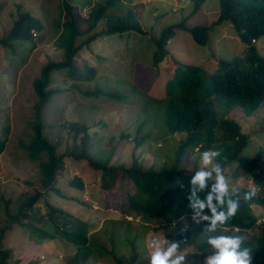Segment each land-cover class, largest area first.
<instances>
[{
  "label": "rangeland",
  "instance_id": "obj_1",
  "mask_svg": "<svg viewBox=\"0 0 264 264\" xmlns=\"http://www.w3.org/2000/svg\"><path fill=\"white\" fill-rule=\"evenodd\" d=\"M61 1L0 0V38L6 37L19 13H28L41 23L40 29L31 32L30 41H16L11 46L12 50L9 48L0 50V129H4L3 135L6 138L5 150L0 154V249L9 252L4 264H68L74 252L72 245L59 238L38 239L27 228L19 226L20 223H32L29 218H17L19 225L11 223L17 212V199L23 194L31 195L34 189L41 193L33 206L40 214L45 212L46 200L52 206L60 207L72 216L86 221L91 227L88 231L90 237L88 246L98 258L96 263L92 264H110L107 255L98 247L100 243L104 244L108 237L107 231L114 225L118 228L116 223L113 224L115 221H129L130 237L136 229L140 232L141 227L137 226L141 221L133 212L130 215L123 213L125 195L132 191L130 180L119 178L112 189L102 191L100 188L102 174L88 167V162L104 161L109 158L107 163L110 166L129 168L132 162L131 155L134 153L139 154L143 170L154 172L173 167L178 145L185 138V134H171L163 127L165 100L162 83L171 77L173 68L180 64L195 65L201 73L208 75L218 68L217 62L220 60L236 59L238 62L247 60L246 46L238 38L233 27L227 22L222 26L217 23L218 0H205L198 13L184 24L187 30L193 27L205 28L207 30L205 42L196 44L186 31L176 30L169 44L167 43L168 47L165 48L167 52L158 63H155L153 55L157 51V46L154 40L162 30L188 16L192 9L190 0H121L114 12L122 15L128 6L136 5V9L133 10L139 15L142 31L148 32L146 38L131 35L128 39L116 37L105 39L99 45L102 47L100 51L93 49L95 53H88L82 50L78 57L72 60V64L77 67H80L84 60L93 65L97 74L92 81L82 85L81 89H100L102 92L100 96L81 99L69 88L73 82L65 75L64 70L52 72L50 76L52 82L49 88L57 89L58 93L42 107L40 115L51 126L45 128L44 132L49 133L53 142L57 143V153L69 151L72 146V136L67 127L70 123L84 116L87 127L99 119L106 123L102 131L97 128L90 130L97 133L99 138H95L97 140L91 143L92 146L86 153L88 156L86 161L75 163L68 157L63 158L64 165L62 171L58 172L55 184L59 193L64 195L59 196L54 190L40 188L37 163L30 161L20 147L21 142L27 143L29 137L34 135L33 130L26 127V121L34 119L32 106L37 101L32 92L31 80L38 76L40 68L46 62L62 60L61 49L54 45V22L58 11L62 10L61 24H66L70 20L73 7L76 9L78 7L80 16L85 18L88 9L103 0H66L69 7L72 6L69 9L67 7L63 9L64 5H58ZM79 29L82 31L84 27L80 26ZM99 30L100 26H97L93 32ZM81 39L82 37L78 38L76 43H81ZM253 47L257 56L264 59L262 37L253 43ZM79 97L95 107L91 112L93 114L86 115L82 112L84 116L81 115V118L75 115L73 109L77 107ZM58 116L61 119L54 120ZM224 118L235 120L241 131L249 135L250 139L244 151L245 157L259 160L264 157V102L260 103L249 116L243 115L239 110L229 109ZM140 122L144 126L139 130V134H147L148 138L147 142L142 143L140 151L137 149L133 152L136 126ZM124 129L127 130L129 138L121 140L118 136ZM77 136L80 137V134ZM200 155L201 153L197 152L187 153L185 156L187 159H183V171L187 172L194 166L196 170L200 169L202 167ZM43 158L44 155H41V159ZM192 162L195 164L192 165ZM230 167L231 170L224 169V174L231 171L234 174L233 180L227 177L231 183V193L236 186L248 189L252 179L246 178L241 168ZM72 176L82 180V191L76 192L75 189L66 186ZM4 205L9 215L5 214ZM251 209L257 219L264 217V210L260 206L252 205ZM256 224H259V221ZM34 225L48 231L45 222ZM124 226L118 228L120 235L123 234L120 232L125 231ZM147 226L155 227L156 224L151 223ZM254 232L252 229L248 233ZM162 234L161 229L154 231L149 228L145 231L137 264H148L150 252L148 242L153 238H163ZM95 242L98 244L95 245ZM104 249L107 252L109 246H104ZM183 251L188 257V264L197 261V258H190L191 248Z\"/></svg>",
  "mask_w": 264,
  "mask_h": 264
},
{
  "label": "trees",
  "instance_id": "obj_2",
  "mask_svg": "<svg viewBox=\"0 0 264 264\" xmlns=\"http://www.w3.org/2000/svg\"><path fill=\"white\" fill-rule=\"evenodd\" d=\"M74 1V0H70ZM121 0H103L85 18L80 16V9L73 7L70 13V20L66 24H61V11H58L54 22L55 37L54 45L61 49L62 60L48 61L39 70L38 76L31 80L32 92L37 101L32 106L34 113L33 120L26 121L27 128L33 130L34 135L29 137L28 142H21L20 147L26 153L30 161L37 163L38 182L43 190H54L57 195L59 189L55 187L58 172L62 171L63 158L68 157L75 163H81L88 159L86 153L99 135L90 132L97 128L102 131L106 123L103 119L91 123L87 127L85 114H93L94 106L81 99H92L100 96V89H81V86L92 81L97 71L89 61L84 60L80 67L72 64L82 50L88 53L100 51V43L105 39L117 38L128 39L131 35L146 38V31H142L139 23V15L133 9L136 5L128 6L122 15H117L114 10ZM205 0H190L192 9L186 18H182L177 24L170 25L162 30L154 43L157 51L153 55L155 63L165 55L167 43L176 30L186 31L196 44H203L207 39V30L202 27H193L189 30L184 28V24L198 10ZM58 5H64L63 9L69 7L67 1L62 0ZM157 17H155V20ZM229 23L238 38L245 44L247 60L238 62L220 60L217 62L218 68L208 75L200 72L195 65L180 64L173 71V75L164 85V118L163 127L171 134H185L176 151L175 164L171 168H162L158 171L141 169L139 154L131 155L129 168L115 165L110 166L109 158L104 161L91 160L88 167L98 170L102 174L100 177V188L102 191L112 189L119 178H128L131 182L132 191L125 195V215L140 217V232L136 229L132 236H128L131 231L129 221H115L120 229L121 224H126L125 231L120 232L114 225L107 233L108 237L100 243L99 248L109 258L110 264H137V259L142 248L143 236L146 230L163 232V238L169 240L187 238V244L182 245V250L191 248L190 258H197L192 264H202L201 260L211 255L213 249L207 244L209 236L214 235H239L243 237L242 247L251 248L253 251L252 264H264V224H256L260 219L253 214L252 205L260 206L264 210V157L251 159L245 157L244 151L249 142V135L244 134L238 123L233 119L224 118L229 109L239 110L243 115L249 116L264 102V59L257 56L253 43L259 39L264 40V0H218L217 23L219 26ZM84 29L80 31L79 27ZM100 26L98 32H93ZM41 23L28 13L17 14V18L12 22L11 28L4 38H0V50L9 48L16 41H30V30L40 29ZM93 32L92 34H90ZM84 36V37H83ZM82 37L81 43L77 44L78 38ZM85 38V39H84ZM148 38L151 39V37ZM35 45V44H34ZM33 45V46H34ZM32 46V47H33ZM31 47V48H32ZM3 49V50H4ZM177 64V63H176ZM65 71V75L70 78L73 84L69 87L72 92H76L79 97L75 115L81 119L68 125V132L72 136V146L69 151L57 153V143L55 144L49 133L44 129L50 128V124L40 115L42 107L58 93L57 89L49 88L51 85V74L56 71ZM82 115V116H81ZM60 116V112H59ZM57 117L54 120L59 121ZM88 118V117H87ZM53 120V121H54ZM53 124V123H52ZM144 124L140 122L136 126V136L134 151L141 150L142 143L147 142V134L140 135L139 130ZM65 128V126H63ZM6 131V130H5ZM4 129H0V154L5 150L6 138ZM80 134V137L77 135ZM127 130L119 133V138L126 140L129 138ZM69 136V135H68ZM69 136V137H70ZM52 140V141H51ZM98 141H100L98 139ZM199 148V151H194ZM209 149H219L221 157L216 162H223L224 169L230 166L241 168L245 177L251 178L259 188L257 196L245 202L242 199L243 193L248 189L236 186L230 194L233 198L239 193L241 196L240 209L224 229H218L215 233L206 230L207 223L201 221L199 224L192 219L193 210L189 204V188L191 175L196 171L195 166L184 172L183 159H187L186 154L202 153ZM41 155L44 158L41 159ZM224 157L227 160L224 161ZM195 163L192 162V165ZM226 177L235 178L233 172L225 174ZM229 185H231L229 181ZM67 187L75 189L76 192L83 190V182L77 176H72L67 181ZM208 189L204 192H197V197L203 199ZM61 192V191H60ZM41 193L34 189L31 195L23 194L17 199L16 214L11 223L18 224L17 218L30 219L32 223H20L19 226L27 228L29 232L38 239L59 238L73 246V254L68 264L96 263L97 257L92 253L89 244L88 231L90 225L81 218H76L70 213L63 211L60 207L52 206L46 200L44 202L45 212L40 214L34 208ZM64 196V195H63ZM81 204H83L81 202ZM5 214H8L6 205L3 207ZM30 210V212H26ZM207 211V210H205ZM122 213V214H123ZM45 222L48 231L36 227L34 223ZM154 223L155 227H148L147 224ZM120 224L121 226H119ZM131 226V225H130ZM129 228V229H128ZM240 231L236 232L235 229ZM186 232L181 234L180 230ZM226 229V230H225ZM254 229V233H248ZM106 233V234H107ZM36 238V239H37ZM95 242L94 244H98ZM104 246H109L106 252ZM128 247V249L126 248ZM125 249L127 251H125ZM9 256V252L0 249V264H4V259Z\"/></svg>",
  "mask_w": 264,
  "mask_h": 264
},
{
  "label": "clouds",
  "instance_id": "obj_3",
  "mask_svg": "<svg viewBox=\"0 0 264 264\" xmlns=\"http://www.w3.org/2000/svg\"><path fill=\"white\" fill-rule=\"evenodd\" d=\"M90 11L91 8L87 13ZM32 31L31 29L29 32L31 38ZM187 35L189 36L188 33ZM166 81L161 85L163 89ZM194 150L199 151L200 149L195 148ZM219 157H221L219 149L203 151L200 155L202 167L191 175L189 181L190 195L188 199L193 210L192 219L197 224L201 221L206 222V230L209 233L224 229V226L236 216L240 209L241 196L239 193L235 198L231 196L229 181L224 174L223 162H216ZM226 160L227 157H224V161ZM205 189L208 191L204 198H198L197 192H204ZM258 192L259 188L252 180L248 190L243 193L242 199L245 202L250 201L257 196ZM235 231L239 232L240 229L237 228ZM185 232V229L180 230L181 234ZM185 244H187L186 237L172 240L162 237L153 238L147 245L150 249L148 264H188V257L182 250V245ZM207 244L213 249V252L204 258L203 264H252L253 251L251 248L242 247L243 237L239 235L209 236Z\"/></svg>",
  "mask_w": 264,
  "mask_h": 264
},
{
  "label": "built area",
  "instance_id": "obj_4",
  "mask_svg": "<svg viewBox=\"0 0 264 264\" xmlns=\"http://www.w3.org/2000/svg\"><path fill=\"white\" fill-rule=\"evenodd\" d=\"M259 224H264V217L259 220Z\"/></svg>",
  "mask_w": 264,
  "mask_h": 264
}]
</instances>
